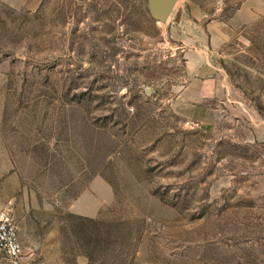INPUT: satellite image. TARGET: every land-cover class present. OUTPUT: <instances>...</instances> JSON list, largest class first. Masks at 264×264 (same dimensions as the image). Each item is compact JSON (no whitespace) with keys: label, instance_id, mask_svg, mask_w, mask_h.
Segmentation results:
<instances>
[{"label":"rangeland","instance_id":"374dc122","mask_svg":"<svg viewBox=\"0 0 264 264\" xmlns=\"http://www.w3.org/2000/svg\"><path fill=\"white\" fill-rule=\"evenodd\" d=\"M232 14L0 0V210L26 264H264V16L216 37Z\"/></svg>","mask_w":264,"mask_h":264},{"label":"crops","instance_id":"0c3cea01","mask_svg":"<svg viewBox=\"0 0 264 264\" xmlns=\"http://www.w3.org/2000/svg\"><path fill=\"white\" fill-rule=\"evenodd\" d=\"M225 3L227 7L233 9V14L231 17H229L228 19L229 21L226 22L221 17L220 18L215 17L208 22V28L210 29V31L214 32V34H215V30L218 31L216 37H221V36L225 37L229 24L232 25L233 27L249 25V24H253L262 16H264V0H225ZM197 8L198 9L196 10L201 12L200 17L203 18L204 16L208 15L207 13L208 11H206L205 9H201L200 7ZM201 85L202 84L200 80L198 78H195L190 83L189 86V89L195 90L194 96L196 97L197 100H202V98L209 97L210 95L218 96V92H219L218 90H215L214 94L213 93L204 94L201 90L202 89Z\"/></svg>","mask_w":264,"mask_h":264},{"label":"built area","instance_id":"2783aa9c","mask_svg":"<svg viewBox=\"0 0 264 264\" xmlns=\"http://www.w3.org/2000/svg\"><path fill=\"white\" fill-rule=\"evenodd\" d=\"M24 256L16 225L0 210V259L9 260L12 264H26Z\"/></svg>","mask_w":264,"mask_h":264},{"label":"water","instance_id":"95a60500","mask_svg":"<svg viewBox=\"0 0 264 264\" xmlns=\"http://www.w3.org/2000/svg\"><path fill=\"white\" fill-rule=\"evenodd\" d=\"M153 17L159 22H165L173 8L176 0H147Z\"/></svg>","mask_w":264,"mask_h":264}]
</instances>
